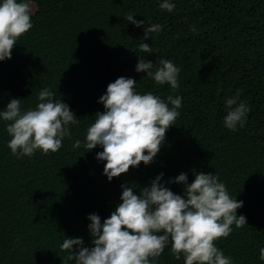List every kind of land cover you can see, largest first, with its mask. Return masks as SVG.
Returning <instances> with one entry per match:
<instances>
[{
	"label": "trees",
	"instance_id": "16d2710c",
	"mask_svg": "<svg viewBox=\"0 0 264 264\" xmlns=\"http://www.w3.org/2000/svg\"><path fill=\"white\" fill-rule=\"evenodd\" d=\"M30 2L31 28L0 61V108L10 98H19L22 109L34 107L47 86L79 122L69 125L71 136L56 152L17 158L0 121V264H74L60 248L64 236L91 246L87 214L107 217L121 184L137 191L162 172L161 181L182 194V184L168 183L181 171L188 182L194 171L217 172L229 194L243 201L236 211L246 224L233 225L214 243L232 264H264L258 258L264 247V0H173L172 12L158 0ZM130 12L145 25L126 21ZM149 23L162 26L151 39L143 31ZM143 42L154 51L143 53L145 59L179 66L178 88L134 70ZM121 75L134 78L138 91L180 95L182 106L153 161L109 181L104 161L95 158L102 148L73 149L72 143L83 141L95 112L103 110L97 98ZM237 89L250 111L245 125L231 131L222 122L224 98ZM156 264H184V257L176 259L169 244Z\"/></svg>",
	"mask_w": 264,
	"mask_h": 264
},
{
	"label": "clouds",
	"instance_id": "9594fccd",
	"mask_svg": "<svg viewBox=\"0 0 264 264\" xmlns=\"http://www.w3.org/2000/svg\"><path fill=\"white\" fill-rule=\"evenodd\" d=\"M158 7L172 12L175 4L173 0H158ZM31 15L30 0H0V61L11 57L18 37L31 28ZM124 18L133 26L145 25L144 20L134 18V12ZM161 29L160 24L149 23L143 28L144 37L151 39L150 34ZM191 30L195 32V26ZM138 48L142 55H137L135 71H143L157 85L179 87L178 65L163 57L158 64L145 59L143 53L154 52L149 43H140ZM136 82L123 75L109 82L97 98L103 110L95 112L83 141L75 139L72 143L73 149L82 144L87 150L102 148L95 158L104 161L102 174L109 181L129 166L151 163L166 130L180 115V95L161 98L151 91H138ZM224 108V127L236 131L245 125L250 109L240 99L239 89L224 98ZM0 121L5 122L7 146L17 158L36 151L56 152L64 138L71 136L69 125L79 122L69 105L47 86L38 91L34 107L22 109L19 98L8 99L0 108ZM162 176L158 173L137 191L121 184L119 202L103 220L95 212L88 213L91 246H85L79 236H64L60 248L68 251V259L74 264H156L170 244L176 259L183 254L184 264H232L231 257L214 241L227 237L233 225L246 224V217L236 211L243 201L229 194L217 172L194 171L191 182L183 171L169 178L168 183L183 185L182 194L167 187ZM258 258L264 261V247L259 249Z\"/></svg>",
	"mask_w": 264,
	"mask_h": 264
},
{
	"label": "rangeland",
	"instance_id": "374dc122",
	"mask_svg": "<svg viewBox=\"0 0 264 264\" xmlns=\"http://www.w3.org/2000/svg\"><path fill=\"white\" fill-rule=\"evenodd\" d=\"M30 7L32 8V12L35 10V5L30 2Z\"/></svg>",
	"mask_w": 264,
	"mask_h": 264
}]
</instances>
